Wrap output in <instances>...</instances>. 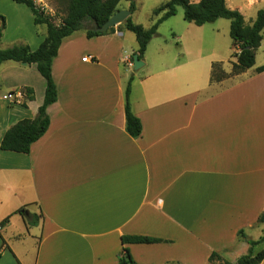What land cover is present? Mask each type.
<instances>
[{"label": "crops", "instance_id": "obj_1", "mask_svg": "<svg viewBox=\"0 0 264 264\" xmlns=\"http://www.w3.org/2000/svg\"><path fill=\"white\" fill-rule=\"evenodd\" d=\"M225 3L247 23L264 7V0ZM0 15V48L34 50L46 35L24 4L0 0ZM185 23L172 38L157 28L132 73L124 59L136 48L122 24L62 39L51 65L57 97L46 108L48 128L27 153L0 149V222L8 217L0 264H118L123 248L136 264H235L249 247L237 232L262 235L264 71L256 68L264 64V28L254 65L232 81L211 82V64L236 61L238 50L232 40L215 49L204 24ZM128 75L137 138L125 129ZM0 83L1 140L14 123L36 116L46 82L34 64L7 60ZM23 88L31 99L3 98ZM19 208L36 214L37 224L28 225ZM125 235L162 241L122 243ZM262 249L264 242L253 252ZM212 252L219 258L210 262Z\"/></svg>", "mask_w": 264, "mask_h": 264}, {"label": "trees", "instance_id": "obj_2", "mask_svg": "<svg viewBox=\"0 0 264 264\" xmlns=\"http://www.w3.org/2000/svg\"><path fill=\"white\" fill-rule=\"evenodd\" d=\"M16 3L26 5L32 12L34 25H46V35L38 47L32 50L27 44H15L8 48H0V64L7 60L34 64L38 73L44 78L45 90L42 104L38 107L36 116L32 119L24 118L10 126L0 140V149L27 153L30 145L40 138L49 124V117L46 112L48 105L56 100V85L52 79L51 65L57 54L58 47L62 39L75 31L83 30L88 38L102 34L93 30L92 23L101 26L116 10L120 0H68V7L65 17L59 25L54 24L49 16L35 4L34 0H13ZM130 1L129 9L134 10L135 5ZM180 5L183 9V19L195 25L211 23L218 18L229 20V36L232 45L238 50L233 53L236 61L231 62L230 72H225L221 62L211 64L210 81L220 82L228 76L238 75L254 65L255 51L259 47L264 28V7L257 10L251 23H247L243 15L236 9L226 6L225 0H169L156 7L152 11L153 23L148 28L136 24L128 16L122 23L123 27L135 36L137 47L134 51L139 59L143 58L144 51L151 38L157 34L158 25L175 14V6ZM0 39L4 29V17L0 15ZM119 24V26H120ZM110 27L107 31H112ZM104 33V32H103ZM256 71H264V64L257 67ZM128 80L124 90V113L125 129L133 138H137L141 132L140 120L132 113L130 108V81ZM26 99H31V88H23ZM16 213L24 217L28 225L37 224V215L26 214V210L19 208ZM35 217V219H34ZM8 221V217L0 222L3 226ZM257 222L263 224L262 235L257 240L247 238L243 230L237 232L240 239L245 240L249 247L246 254L241 255L235 264H260L264 259V249L257 253L253 252V247L264 242V211L259 214ZM122 243H155L162 239L141 236L125 235L121 236ZM219 258L217 252H212L209 261ZM118 264H136L129 254L127 248H123L118 259ZM222 264H230L223 262Z\"/></svg>", "mask_w": 264, "mask_h": 264}, {"label": "rangeland", "instance_id": "obj_3", "mask_svg": "<svg viewBox=\"0 0 264 264\" xmlns=\"http://www.w3.org/2000/svg\"><path fill=\"white\" fill-rule=\"evenodd\" d=\"M132 1L134 2L135 8L133 12L130 14L131 20L136 24H140L143 27L148 28L151 25V22L153 21L152 20L153 9L160 6L161 4L166 3L169 0H132ZM34 2L36 3L37 6H40L41 8L44 9L45 14H47L50 20L56 25H59L66 15L67 7H68V0H34ZM128 5H130L129 0H120L117 8L118 10H123V9H127L124 7H128L129 9ZM185 22L187 21L183 19L182 7L180 5H176L175 14L169 16L168 18H166L159 24L158 26V32L160 33L159 37L172 38L171 36L173 35L174 32L177 31L178 33L179 31H181L180 26L181 24H184ZM191 26L193 28H197L195 27L196 25L194 24H192ZM201 28L202 30H204V34H207V35L214 34L215 35L216 40L213 41V47L215 49H219V51H221L220 49L223 48L224 50L229 47L231 38L229 36V20L228 19L218 18L211 23L204 24L203 27ZM126 32H127L126 34L131 38V41H133L131 42V45L135 49L136 39H135L134 34L130 31H126ZM0 41H2V36H1ZM227 56L228 54H226L225 58ZM228 59H231V57L228 56ZM229 63L231 64V62ZM229 63L227 62V60H224L223 64H224L225 69H228ZM132 72H134V70H132L131 73ZM130 77L131 76L128 75V80L130 79ZM231 77L233 76H228L223 80L232 81ZM131 82L132 80L130 81V84Z\"/></svg>", "mask_w": 264, "mask_h": 264}, {"label": "water", "instance_id": "obj_4", "mask_svg": "<svg viewBox=\"0 0 264 264\" xmlns=\"http://www.w3.org/2000/svg\"><path fill=\"white\" fill-rule=\"evenodd\" d=\"M131 13L132 11L130 9L116 10V12H114L101 26H98L95 22H93V30L97 32H105L110 27H114L122 23L128 16H130ZM131 57L133 70H137L143 66V61L138 58L136 53H133ZM21 64L24 65L26 63L21 62Z\"/></svg>", "mask_w": 264, "mask_h": 264}, {"label": "built area", "instance_id": "obj_5", "mask_svg": "<svg viewBox=\"0 0 264 264\" xmlns=\"http://www.w3.org/2000/svg\"><path fill=\"white\" fill-rule=\"evenodd\" d=\"M41 9L44 11L43 8H41ZM83 59L84 60H86V59L90 60V58H86V57H84ZM124 61L126 62V65L129 68H132V60L131 59H124ZM24 97H25V94H24V92L22 90L10 91V92H8L7 94H5L3 96L4 99H7V100H9L11 102H14V103H22Z\"/></svg>", "mask_w": 264, "mask_h": 264}]
</instances>
